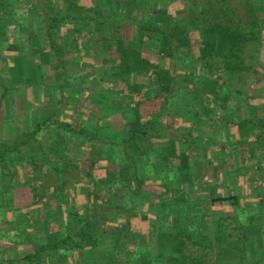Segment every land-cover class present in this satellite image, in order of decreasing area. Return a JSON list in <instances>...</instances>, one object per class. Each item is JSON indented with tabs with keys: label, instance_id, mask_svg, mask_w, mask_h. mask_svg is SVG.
I'll return each mask as SVG.
<instances>
[{
	"label": "trees",
	"instance_id": "16d2710c",
	"mask_svg": "<svg viewBox=\"0 0 264 264\" xmlns=\"http://www.w3.org/2000/svg\"><path fill=\"white\" fill-rule=\"evenodd\" d=\"M11 1L0 0V51L30 55V49L9 39L12 26L18 35L33 33V24H27L24 11ZM86 1L35 0L32 6L38 15L41 9L45 12L48 26L42 33L55 56L52 70L68 73L67 61L72 60L74 76L65 83L59 79L52 87L49 104L56 108L49 118L25 126L23 133L18 129L7 132L13 139L0 141V171L12 168L6 178L10 176L12 181L19 165L31 169L24 186L33 195L31 214L36 225H45L50 238L45 246L34 245L35 253H28L24 262L45 264L54 256L52 264H62L78 252H92L98 264H264V193L241 196L243 174L224 176V195L190 190L191 198L188 193L184 199L180 195L170 201L161 198L157 213L152 207L157 199L154 190L178 194L196 188V182L205 177L201 156L195 152L194 158L183 155L174 138L179 132L186 140L188 136L191 140L205 139L196 133L201 117L209 115L214 121L216 110L221 108L233 118L228 135L217 132L215 145L229 156L239 154L241 163L250 152L251 142H255V152L261 147L264 150V122L257 115L263 114L264 106L253 108L241 101L226 108L228 99L215 95L219 86L215 78L222 73L235 78L241 65L246 75L260 73L264 31L259 5L253 0H191L171 9L165 4L167 0H108L110 9L104 13L82 6ZM124 3L137 4L136 13L129 15ZM80 25L89 26L97 38L91 51L94 61L86 65L87 69L79 66L81 59L89 58L75 39L81 34L77 29ZM132 32L140 49L125 44L126 35ZM107 50L114 52L111 59L117 53L115 61L107 59ZM161 60L166 63L164 67ZM179 66L184 71L180 76ZM80 69L81 75L75 72ZM151 73L152 84L132 85L134 77ZM183 81L195 83L210 100L224 105L215 106L210 113L206 107L198 111L200 98L190 85L180 87ZM118 85L125 86L123 95L116 93ZM75 86L79 90L74 93ZM145 89L148 92L138 96L141 102L132 106L128 94L137 101L136 90L140 94ZM69 94L78 100L95 97L105 101L122 117L124 134L107 141L93 119L85 118L78 126L57 117ZM256 96L255 104L264 102L262 94ZM75 138L84 142L80 149L89 151L88 172L70 156ZM160 141H165L164 146L157 144ZM259 162L263 164L264 157ZM227 180L232 189L227 187ZM102 187L109 189L104 197L97 194ZM11 213L18 217L21 211ZM111 225L119 233L108 241L105 233ZM259 225L262 236L251 235ZM52 226L53 236L49 233ZM130 234L143 235L146 240H131Z\"/></svg>",
	"mask_w": 264,
	"mask_h": 264
},
{
	"label": "rangeland",
	"instance_id": "374dc122",
	"mask_svg": "<svg viewBox=\"0 0 264 264\" xmlns=\"http://www.w3.org/2000/svg\"><path fill=\"white\" fill-rule=\"evenodd\" d=\"M31 1V2H30ZM191 0H167L165 2L167 7H173L183 5ZM256 5H259V13L261 15V24L264 31V0H253ZM11 3L18 10H23L25 19L27 20V24H33L32 34L27 32H22V36L17 34L18 29L15 26L11 27L9 32V39L11 42H15L23 46L26 49H30V55L20 56L15 53L3 52L0 51V98L2 95L3 98L1 100L2 108L0 109V141H9L13 138L7 137V132L13 133L14 129H18V133H23L25 130V126H32L37 123H41L49 118L52 110H55V106L50 105L49 103L53 100L51 98V90L52 87L57 85V81L59 79L65 83V81H70L73 75V62L72 60H68L67 69L69 72H64L63 69L55 73L52 68L56 67L55 56L51 52V49L45 42L43 38L42 31L48 26L45 12L41 9L39 15L37 11L32 9V6H35V0H14ZM85 4L81 3L82 6H87L89 10L92 11H103L107 13L109 11L108 0H90L86 1ZM89 5V6H88ZM173 5V6H172ZM44 3L42 4V7ZM91 7V8H90ZM124 9L130 14L136 13L137 7L136 5H131L129 3L123 4ZM182 7V6H181ZM139 10V9H138ZM14 12L12 8L10 13ZM49 12V9H47ZM31 27V26H30ZM77 29L81 30V34L77 36L75 39L78 42V46L83 53H85L89 58L81 59V63L79 66L81 68H86L88 63H91L92 58V46L95 43L97 38H94L91 33V28L89 26H78ZM134 32L130 33L129 36L126 35L125 44L128 45L132 49H140L138 41L134 40L136 37L134 36ZM264 34V33H263ZM132 35V36H131ZM23 39L21 41L20 39ZM264 41V35H263ZM63 43V40H61ZM103 48H108L103 47ZM33 50H37L34 51ZM105 52V50H104ZM109 53V57L107 59L115 61L117 59V53L115 52V59H111V53L113 51L107 50ZM91 55V56H90ZM83 58V57H82ZM94 61V60H93ZM93 61L91 64H93ZM162 67L166 65L164 60H161ZM261 69L260 73L245 74V67L241 65L240 73L238 76H234L235 78L229 77L228 74L222 73L221 77H216L218 79L219 86L215 91V95H221L226 100V108L231 103L235 102L239 104L247 101L248 105H251L253 108H262L264 106V102H260L255 104L254 99L257 98V94H262L264 100V50L261 54L260 59ZM160 63V62H159ZM158 63V64H159ZM249 65V64H247ZM161 66V65H160ZM257 66V65H256ZM255 68H260L256 67ZM88 68V67H87ZM86 68V69H87ZM254 69V68H253ZM83 71V70H82ZM79 75L82 74L81 69L75 71ZM178 76L184 74V71L179 66ZM246 75V76H245ZM143 79H138V78ZM134 77L132 85H141L142 83L152 84L153 83V73L148 76H140ZM231 78V80H230ZM185 85H190V89L196 92L195 96H199L200 100L198 102V108L202 110V108L206 107L208 113L211 111H215V106H219L222 103L217 105L213 100H210L205 94H203L200 89L195 86V83L191 84L187 81H183L180 83V87H186ZM188 87V88H189ZM79 87H73L74 93L77 92ZM125 88V86H124ZM124 88L118 85L116 89V93L119 95L124 94ZM148 92V90H143L142 93L138 94L136 90L135 94L137 97L144 92ZM230 93V95H229ZM228 94L229 96H226ZM128 101L131 102L132 106H135L139 100L134 101L133 94H128ZM210 96V97H213ZM152 97V96H151ZM65 103L62 106V109L58 112L57 117H63L72 121L78 126L82 125L83 120L86 118L87 120L93 119L97 126V131L107 140V141H115L119 137L124 134L126 131L125 126L122 121V117L119 112L115 109L108 108L105 101L100 100L99 98H83L82 100H78L74 97L73 94H69L65 96ZM149 98V97H148ZM139 100V101H138ZM224 105V104H222ZM145 107V106H144ZM216 110L215 121L210 124H200L202 134L205 135V139L197 140L193 145H189L187 140L180 135L178 132L175 134V141H180L179 152L183 155H188L191 158H194L193 153H197L202 158L199 159L201 162H204V167L206 168V174L203 180L197 181L196 188H186L183 189L180 187V190L183 189V192H179L178 194L174 191L169 193L164 190L156 189L154 190L155 195H157V199L153 200L152 207L155 206V211L160 209V200L164 198L166 200H172L182 197L184 199V194H189L191 198L192 191H199L201 193H205L210 190L211 195H218L219 193L224 195L227 193L226 186H223V179L227 173L232 172L233 174L241 173L243 174V181H239L241 192L240 195L243 197H252L258 195V193H264V163L261 164L259 159L264 157L263 147L258 149L257 152L253 150V144L255 142H251L250 144V152L248 156L245 158L243 163L240 162L239 157L235 158V156L228 157L227 154L224 153V149L221 150L214 144L219 131H223L226 135H228V131L231 128V123L233 119L229 117L225 111ZM63 113V114H62ZM250 114V111L248 110ZM258 115V119L261 120L262 124L264 122V112ZM212 116V115H211ZM209 119V115L207 116ZM207 118V119H208ZM264 126V125H263ZM33 129V128H32ZM244 134H249V132H244ZM243 134V135H244ZM211 140V141H210ZM83 140L79 138L74 139L73 149L71 150V158L78 161L83 172L89 171V151L83 148H79L80 145H83ZM160 145V144H159ZM252 145V146H251ZM177 146V144H176ZM252 148V149H251ZM231 158V159H230ZM197 159V160H198ZM198 160V161H199ZM230 160V161H229ZM201 162H197L201 163ZM95 169H99V166H96ZM117 171V168L113 169ZM5 173L0 171V263L4 264H27L24 262V259L28 253L33 254L34 245L45 246L50 241L48 237L47 230L45 225H36L34 222V217L31 214V208L33 203V195L30 190L24 186H26V182H29V176L31 175V169L29 167L17 166L16 177L12 179L14 183H12L10 176L6 178L7 172L11 173L12 168L8 170H4ZM227 176V175H226ZM225 176V177H226ZM234 176V175H232ZM236 176V175H235ZM234 176V177H235ZM241 180V179H240ZM227 187H231L232 185L227 180ZM83 191H86V186H83ZM152 188V187H150ZM192 190L190 193L189 191ZM82 191V190H81ZM109 189L107 187H102L98 189V193L100 196L104 197L107 194ZM106 194V195H105ZM205 195V194H204ZM209 195V194H207ZM65 200L66 196L63 197ZM85 198V197H84ZM160 198V199H159ZM194 196L192 195V199ZM66 201V200H65ZM46 204H53V201L44 200ZM10 204V206L8 205ZM66 203V202H65ZM3 206H7L4 210ZM12 207V209H11ZM21 211V214L16 217L15 214L11 213V211ZM42 212V210H41ZM256 231L251 230L250 234L262 236L261 226L255 227ZM50 235L54 233L53 226L50 229ZM118 230L114 228L113 225L109 227L108 232H106V240L111 241V237L118 236ZM53 236V235H51ZM128 238L136 241L146 240V237L143 235H129ZM53 239V238H52ZM51 239V240H52ZM252 251L253 248L251 247ZM56 258L50 257L46 261L45 264H52V262ZM62 264H98L95 261L94 254L92 252H78V254L73 255L69 259H66Z\"/></svg>",
	"mask_w": 264,
	"mask_h": 264
},
{
	"label": "crops",
	"instance_id": "0c3cea01",
	"mask_svg": "<svg viewBox=\"0 0 264 264\" xmlns=\"http://www.w3.org/2000/svg\"><path fill=\"white\" fill-rule=\"evenodd\" d=\"M143 78H144V77H143ZM143 78L140 77V78H138V79H143ZM145 84H146V83H142L141 86H145ZM192 92H193L194 94H196V92H194V90H192ZM197 97H199V96H197ZM231 105L235 106V105H238V104H236L235 102H233V103H231ZM198 111H200L199 108H198ZM218 111H219V110H218ZM238 117H240V116H236V119H237V120H239ZM210 119H211V118H210ZM232 119H233V118H232ZM214 121H215V120H214ZM214 121H210L209 119H207V118H205V117H201V120L198 121V122H199V123H198V126H196V127H197L196 129H198V130H196V133H197V134H198V133H199V134L202 133V131H201V128H202V127L200 126V124H203V125L206 124V123H207V124H210V123H212V122H214ZM232 126H233V124H231V127H232ZM182 137H183V136H182ZM183 138H184V137H183ZM187 139L190 140V141H194V142L198 140V139H196L195 137L192 138V140H191V138H189V136L187 137ZM188 140H187V141H188ZM199 140H201V139H199ZM180 141H181V139H180ZM180 141H178V140L176 141V144H177V148H178V149L180 148V147H179V146H180ZM164 142H165V141H163V142L160 141V142H157V144H158V145L160 144L159 146H164V144H163ZM194 142H193V143H194ZM188 144H189V142H188ZM214 144H215V143H214ZM244 147H246V145H244ZM246 148H247V147H246ZM227 155H228V154H227ZM247 156H248V153L246 154L245 157H247ZM228 157H230V156L228 155ZM238 157H239V154H238V155L236 154V155H235V158H238ZM230 159H231V158H230Z\"/></svg>",
	"mask_w": 264,
	"mask_h": 264
}]
</instances>
